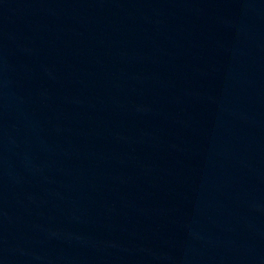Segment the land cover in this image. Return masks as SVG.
Masks as SVG:
<instances>
[{
	"label": "water",
	"instance_id": "obj_1",
	"mask_svg": "<svg viewBox=\"0 0 264 264\" xmlns=\"http://www.w3.org/2000/svg\"><path fill=\"white\" fill-rule=\"evenodd\" d=\"M0 264H264V0H0Z\"/></svg>",
	"mask_w": 264,
	"mask_h": 264
}]
</instances>
